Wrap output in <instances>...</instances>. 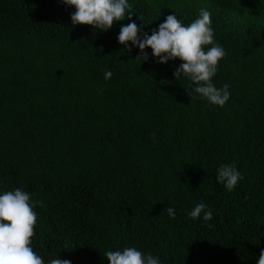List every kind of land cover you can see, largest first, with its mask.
Instances as JSON below:
<instances>
[{
  "label": "trees",
  "instance_id": "16d2710c",
  "mask_svg": "<svg viewBox=\"0 0 264 264\" xmlns=\"http://www.w3.org/2000/svg\"><path fill=\"white\" fill-rule=\"evenodd\" d=\"M151 34L206 8L226 50L213 83L223 108L165 64L73 26L61 0H0V191L37 201L32 247L71 264H109L136 247L163 264H257L264 250V5L260 0H129ZM112 77L105 79V72ZM236 162L231 192L217 168ZM204 202L213 219H192ZM175 209L169 216L167 208ZM211 224V227L208 226Z\"/></svg>",
  "mask_w": 264,
  "mask_h": 264
},
{
  "label": "clouds",
  "instance_id": "9594fccd",
  "mask_svg": "<svg viewBox=\"0 0 264 264\" xmlns=\"http://www.w3.org/2000/svg\"><path fill=\"white\" fill-rule=\"evenodd\" d=\"M74 8L70 16L73 26L89 25L100 32L110 30L118 21L128 19L130 22L121 25L117 41L125 50L138 48L142 62L149 59L144 50L151 49V56L160 64L179 59L181 63L173 75L185 76L191 84V99L196 95L210 106L223 108L229 101V85L216 87L213 78L219 68V62L227 55L225 48L216 41L212 27V14L202 8L198 16L189 24L178 19L176 14L168 15L164 22L158 24L149 35L142 31L132 20V4L129 0H61ZM264 5V0H260ZM111 71L105 72V79L111 78ZM243 179L236 162L222 164L217 168L216 181L223 184L229 192ZM37 201L31 193L22 188L11 191H0V264H46L44 257L37 254L32 247V238L38 221ZM168 215L174 216L175 209L167 208ZM192 219L202 217L208 222L213 219V211L208 204H195L189 212ZM211 227V224H208ZM109 264H163V261L151 253L142 252L136 247L126 246L122 250L105 252ZM47 264H71L70 260L52 258ZM257 264H264V250L261 251Z\"/></svg>",
  "mask_w": 264,
  "mask_h": 264
}]
</instances>
